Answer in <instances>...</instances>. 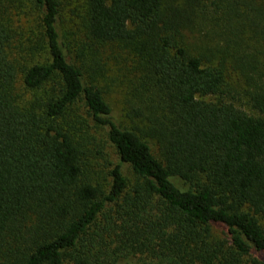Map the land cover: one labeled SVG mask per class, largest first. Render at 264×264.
Returning a JSON list of instances; mask_svg holds the SVG:
<instances>
[{
	"label": "trees",
	"instance_id": "1",
	"mask_svg": "<svg viewBox=\"0 0 264 264\" xmlns=\"http://www.w3.org/2000/svg\"><path fill=\"white\" fill-rule=\"evenodd\" d=\"M0 264H264V0H0Z\"/></svg>",
	"mask_w": 264,
	"mask_h": 264
},
{
	"label": "rangeland",
	"instance_id": "2",
	"mask_svg": "<svg viewBox=\"0 0 264 264\" xmlns=\"http://www.w3.org/2000/svg\"><path fill=\"white\" fill-rule=\"evenodd\" d=\"M33 28V26H32ZM42 52L34 50L33 53L28 58V63L41 62L44 60L42 57ZM123 91L117 87H111L108 90L105 97L106 100L112 105L114 109V115L119 120V122H125L124 118L121 116L122 103H123ZM94 140V139H93ZM95 143L92 145L94 148L93 153L95 154L97 160H95L98 169H102L103 175H108V171L118 162V157L113 150V148L105 143L104 136L96 134ZM98 151V152H97ZM127 171V176L130 178V171L125 168ZM108 178V177H107Z\"/></svg>",
	"mask_w": 264,
	"mask_h": 264
}]
</instances>
